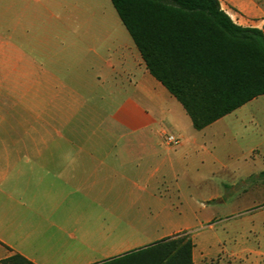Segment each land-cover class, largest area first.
<instances>
[{
	"label": "crops",
	"instance_id": "1",
	"mask_svg": "<svg viewBox=\"0 0 264 264\" xmlns=\"http://www.w3.org/2000/svg\"><path fill=\"white\" fill-rule=\"evenodd\" d=\"M58 1L59 16L79 20L68 0ZM220 2L236 24L264 31L263 0ZM97 7L103 23L58 25L71 37L61 45L77 51L65 61L51 49L38 53L25 22L28 14L42 22L54 15L47 1L0 0V76L12 80L0 90V262L19 255L32 264H188L181 247L166 246L187 236L192 264H264V210L213 209L224 207V182L199 201L184 193L202 188L197 175L237 172L264 158V95L241 107L263 99L229 138L217 128L228 115L196 130L151 75L116 10L99 0ZM46 77L53 85L38 89ZM22 93L69 96L76 102L64 108L76 118L55 122L62 127L55 134L52 119L29 113L21 121ZM70 126L86 129L70 134ZM244 133L263 137L244 146Z\"/></svg>",
	"mask_w": 264,
	"mask_h": 264
},
{
	"label": "trees",
	"instance_id": "2",
	"mask_svg": "<svg viewBox=\"0 0 264 264\" xmlns=\"http://www.w3.org/2000/svg\"><path fill=\"white\" fill-rule=\"evenodd\" d=\"M110 1L149 72L196 130L264 95V31L236 24L220 0ZM166 246L181 247L192 264L191 238ZM0 264L32 263L16 255Z\"/></svg>",
	"mask_w": 264,
	"mask_h": 264
},
{
	"label": "rangeland",
	"instance_id": "3",
	"mask_svg": "<svg viewBox=\"0 0 264 264\" xmlns=\"http://www.w3.org/2000/svg\"><path fill=\"white\" fill-rule=\"evenodd\" d=\"M44 2L47 1V8L53 9L55 14H45V21L42 22L39 18H33V14L27 15L29 17L25 22L31 24L34 27L32 39L33 45H35L37 52L40 53L45 51V48L49 51L50 49L53 50L51 52L53 55L57 54L59 57L64 58L65 61H68L75 58L77 55L74 56L72 53H76V48H70V51L64 48L61 45V41L64 44L69 45L70 43V34L68 31L64 29L57 28L58 25L61 23H103V16L98 13L97 10V0L89 1V0H68L66 3L70 9H77L79 13L76 14L79 20H66L68 19L67 14H60L59 16V8L54 7L57 6L56 2L58 0H43ZM264 1V0H263ZM100 6L102 7H109L112 11L114 9L110 0H99ZM22 8V7H21ZM20 8V9H21ZM37 8H40L39 6ZM94 8V9H89ZM12 10H10L7 14H5V23L10 25L12 23ZM5 24V25H6ZM42 24H45L43 27ZM103 31V30H102ZM68 43V44H67ZM70 53V54H69ZM72 55V58L71 56ZM77 64H75L76 67ZM47 79V80H46ZM46 79H38V89H41L45 86L50 88L53 85V81L51 78ZM12 87V80L8 77H1L0 76V90L1 87ZM12 98V95L9 96ZM11 101V100H10ZM15 102L20 103L22 110L18 113V118L22 121L25 119L30 118L29 113L36 114L37 119H52L53 126L51 127L52 133H60L62 129L61 126L55 125V122H66L68 120H74L76 118L75 112L68 110L66 107L64 108V104L69 102H76L75 99L70 98L69 96H63L59 94H37V95H28V94H21L19 96H15ZM263 103V99H257L256 101L252 102L250 105L238 109L231 115L225 117L226 125L224 126V118L219 125H217L220 131H226V138L230 137L229 130L233 129L236 131L237 125L239 122H245L250 118V116L255 112L257 107ZM52 105L54 109L46 110L45 106ZM37 108L35 111H29V108ZM55 108H58L57 110ZM32 117V116H31ZM224 127V128H223ZM68 133L70 134H83L86 128L84 127H76L70 126L66 127ZM246 128H243L245 132ZM247 130L250 132L252 127H248ZM247 132V131H246ZM228 133V134H227ZM234 136L237 137V134L234 133ZM263 136H257L254 140L253 135L248 136L247 133L243 134L240 138V143L244 146L252 144L254 141L261 140ZM251 165V166H250ZM253 165V166H252ZM237 172L233 171H226L224 172L217 170L212 175H197L196 178H202V183L199 185L202 188L197 189L195 192H188L184 191L185 194H193L191 199L199 201L201 198L208 197L210 195H214L219 193V187L224 182V207L221 205H214L215 210L223 211L224 215L230 213L234 209H244L243 213L240 216H247L252 214L255 211H262L264 210V176L261 173L264 170V158H261L259 161L252 162V160L247 161L246 165L241 167L239 166L236 169ZM205 178V180H204ZM205 181V182H204ZM200 183V182H197ZM189 198V197H188ZM207 224L205 227L207 228ZM218 225L217 228H219ZM253 240V237H251Z\"/></svg>",
	"mask_w": 264,
	"mask_h": 264
},
{
	"label": "built area",
	"instance_id": "4",
	"mask_svg": "<svg viewBox=\"0 0 264 264\" xmlns=\"http://www.w3.org/2000/svg\"><path fill=\"white\" fill-rule=\"evenodd\" d=\"M167 141L169 144H177L178 143V139L174 135H168Z\"/></svg>",
	"mask_w": 264,
	"mask_h": 264
}]
</instances>
